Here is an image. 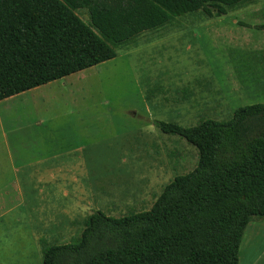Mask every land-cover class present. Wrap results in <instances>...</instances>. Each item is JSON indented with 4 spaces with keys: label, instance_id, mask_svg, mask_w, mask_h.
I'll return each mask as SVG.
<instances>
[{
    "label": "rangeland",
    "instance_id": "374dc122",
    "mask_svg": "<svg viewBox=\"0 0 264 264\" xmlns=\"http://www.w3.org/2000/svg\"><path fill=\"white\" fill-rule=\"evenodd\" d=\"M76 13L89 23L85 9ZM261 24L264 0L220 16L187 13L141 32L112 59L0 101V162H37L38 172L58 164L54 186L23 187L20 204L6 168L0 264H42L44 245L74 241L90 213L147 210L174 176L193 169L196 148L154 120L188 127L264 103ZM68 148L76 151L60 155ZM69 162L77 168L65 172ZM238 264H264V217L246 225Z\"/></svg>",
    "mask_w": 264,
    "mask_h": 264
},
{
    "label": "trees",
    "instance_id": "16d2710c",
    "mask_svg": "<svg viewBox=\"0 0 264 264\" xmlns=\"http://www.w3.org/2000/svg\"><path fill=\"white\" fill-rule=\"evenodd\" d=\"M251 1L0 0V101L112 59L177 16H220ZM154 125L196 148L193 169L174 176L147 210L90 213L74 241L44 245L42 264H238L246 225L264 217V103L227 120Z\"/></svg>",
    "mask_w": 264,
    "mask_h": 264
},
{
    "label": "crops",
    "instance_id": "0c3cea01",
    "mask_svg": "<svg viewBox=\"0 0 264 264\" xmlns=\"http://www.w3.org/2000/svg\"><path fill=\"white\" fill-rule=\"evenodd\" d=\"M128 149H130L131 153H133L132 147H128ZM49 151L53 152V150H48V152ZM71 151H76V150L68 148V149L63 150L60 153V155L61 154L64 155V153L69 154ZM40 167L42 166L40 165L38 166L37 162L30 163L29 165L16 164L15 162H11L9 164H6V162H0V203L5 204L6 198H7V193L5 189L6 188V184H5L6 183V174H5L6 168H9L14 172L13 179L15 181V186L17 187V190H18L17 195L14 199V202H18L20 204L23 201V197H25L24 195L25 191L23 192V189H22L23 187L30 188L31 193L40 192L41 189L38 190V188H44L48 190L51 187H53L54 182L58 180H57V177L53 173H50V172H52V170L58 167V164H53L51 162L45 163L43 165V168H44L43 171L38 172ZM62 167L65 172H70L71 169L75 170V168H77L75 165H72V163L70 164V162L68 164H63ZM72 178L76 179V177H72ZM67 186L68 185H64L65 188H67ZM63 192L64 190H62V196H64V198L68 197L69 192L68 191L65 193ZM26 195L28 196L27 191H26ZM64 210H65V206L63 205L61 206V211H64Z\"/></svg>",
    "mask_w": 264,
    "mask_h": 264
}]
</instances>
